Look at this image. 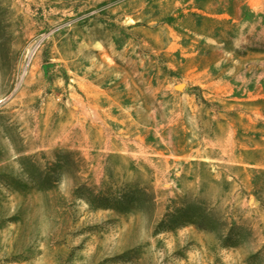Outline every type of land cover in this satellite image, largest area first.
<instances>
[{
    "label": "rangeland",
    "instance_id": "1",
    "mask_svg": "<svg viewBox=\"0 0 264 264\" xmlns=\"http://www.w3.org/2000/svg\"><path fill=\"white\" fill-rule=\"evenodd\" d=\"M0 264H264V0H0Z\"/></svg>",
    "mask_w": 264,
    "mask_h": 264
}]
</instances>
